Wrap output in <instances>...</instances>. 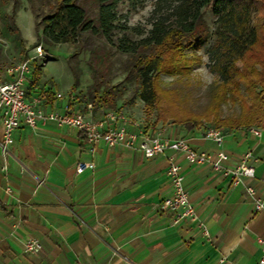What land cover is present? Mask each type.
<instances>
[{"label": "crops", "instance_id": "1", "mask_svg": "<svg viewBox=\"0 0 264 264\" xmlns=\"http://www.w3.org/2000/svg\"><path fill=\"white\" fill-rule=\"evenodd\" d=\"M0 79L8 80L5 72ZM26 91L29 100L41 98L45 110L68 105L89 112L79 101L85 89L69 86L66 97L56 98L60 93L29 80ZM99 112L91 106L93 118ZM123 115L129 131L143 130ZM254 128L260 137L246 129L221 131L228 156L223 167L235 166L250 152L254 178L243 181L260 192L264 129ZM203 131L161 136L184 139L198 152H216ZM2 132L0 121V141ZM169 155L146 159L138 151L103 143L92 154L74 129L41 123L33 130L18 129L11 156L0 152V264H257L264 245V208L255 211L243 186L231 187L208 164L189 165L178 154L189 201L208 234L189 219L171 224L162 205L172 192ZM79 162L91 166L77 173ZM30 241L39 243V252L26 251Z\"/></svg>", "mask_w": 264, "mask_h": 264}, {"label": "trees", "instance_id": "2", "mask_svg": "<svg viewBox=\"0 0 264 264\" xmlns=\"http://www.w3.org/2000/svg\"><path fill=\"white\" fill-rule=\"evenodd\" d=\"M48 2L40 19L41 37L51 46L69 44L75 49L68 57L73 90L79 83V76L76 64L71 61L76 62L79 54L88 52L86 63L91 71V84L87 95L91 103L111 108L114 98L108 87L110 50L115 48L118 53L130 56L127 71L140 82L138 98L145 107L160 109L163 93L158 77L161 73L179 71L181 65L189 63L182 56V50L197 48L205 42L208 29L203 10L210 7L216 16L214 41L209 50L213 62L211 71L222 83L215 100L220 101L225 85L233 81L245 83L251 98V105L244 108L241 117L226 120L214 117L212 124L220 131L252 126L264 129V0H154L150 28L136 30L137 40L129 39L128 29L117 25V8L121 0ZM20 42L17 39V43ZM148 50L152 53L146 56L144 53ZM237 62L242 63L244 71L237 69ZM38 73L36 69L34 83L38 82ZM183 113L170 105L159 110L157 119L165 121L172 117L186 132L196 129L203 119L209 121L207 114L201 118Z\"/></svg>", "mask_w": 264, "mask_h": 264}, {"label": "rangeland", "instance_id": "3", "mask_svg": "<svg viewBox=\"0 0 264 264\" xmlns=\"http://www.w3.org/2000/svg\"><path fill=\"white\" fill-rule=\"evenodd\" d=\"M153 2L154 0H121L117 8V25L128 29L126 34L129 39L137 40L139 39L137 31L149 30ZM47 3L48 0H0V75L6 68L29 59V72L25 77L24 88H27V81L33 80L35 70L38 69V83L51 89L52 93L58 92L66 97L68 87L73 86L68 57L75 49L69 44L51 46L41 37L40 19L47 9ZM203 20L208 29L205 42L197 48L182 50V56L189 63L181 65L177 72L161 73L158 77L157 82L163 93L160 109L147 108L138 98L140 82L127 71L130 56L118 53L115 48L110 50L112 57L108 81L110 95L114 98V107L91 103L87 95V88L91 84V71L86 63L88 52L79 54L76 62L72 60L71 64L75 63L77 66L78 89H85L79 99L80 102H84L83 109L87 110V105L93 104L92 110L96 112H99V109H109L123 113L133 121H138L143 130L150 132V135L169 134L171 137H176L177 133H182L184 129L175 124L172 117L165 121L157 119L159 110L170 105L184 112V115L203 118L207 114L209 121L203 119L196 128L199 131L209 127L215 128L212 124L214 117L220 120L241 117L244 108L251 105L245 83L233 81L225 85L220 101L215 100L222 83L211 71L213 62L209 50L214 41L216 16L212 14L210 7L203 10ZM17 39H20V44L17 43ZM37 47L41 48L43 57L41 60H31ZM151 53L152 50H148L144 54L147 56ZM46 60L48 63L44 66L42 62ZM236 66L239 71H244L241 62H237ZM257 68L259 70V67Z\"/></svg>", "mask_w": 264, "mask_h": 264}, {"label": "built area", "instance_id": "4", "mask_svg": "<svg viewBox=\"0 0 264 264\" xmlns=\"http://www.w3.org/2000/svg\"><path fill=\"white\" fill-rule=\"evenodd\" d=\"M41 48L37 47L31 60H41ZM29 62L26 60L6 68L5 75L8 80L0 79V121L2 123V138L0 141V152L2 157L11 156L14 133L22 128L35 129L38 123L52 124L56 128H71L76 130L83 138L90 153H94L97 145L105 144L109 149L122 148L140 152L146 159H153L157 156H167V176L171 185V196L166 198L162 205L171 214V224L177 226L181 221L189 219L196 223L203 235H207L205 225L198 220L196 212L192 207L189 196L184 187V177L181 168L175 158V154L183 157L189 165L208 164L211 169L227 177L231 187L243 186L245 193L252 200L255 211L263 210L264 184L260 192L244 179L254 178V168L251 164L252 155L245 153L240 161L231 168L223 167L228 160L227 154L222 150L223 135L220 130L209 127L203 131L204 140L213 142L217 148L214 153L198 152L193 150L184 139H169L161 135H150L144 130L129 131L127 126L130 122L126 117L113 110H101L99 118L89 112L74 110L66 105L63 109L45 110L42 99L34 97L27 99V91L24 88L26 76L29 72ZM44 64V62H42ZM57 94L56 98H61ZM255 137L261 136V131L254 127L246 129ZM91 163L79 162L76 165V172L80 173ZM5 169V167H3ZM25 169L20 168V172ZM26 251L37 253L40 245L37 241H30L26 244ZM257 264H264V245Z\"/></svg>", "mask_w": 264, "mask_h": 264}, {"label": "water", "instance_id": "5", "mask_svg": "<svg viewBox=\"0 0 264 264\" xmlns=\"http://www.w3.org/2000/svg\"><path fill=\"white\" fill-rule=\"evenodd\" d=\"M47 61V60H46Z\"/></svg>", "mask_w": 264, "mask_h": 264}]
</instances>
